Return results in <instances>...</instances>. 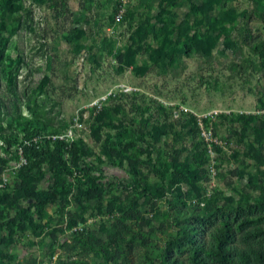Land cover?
Returning a JSON list of instances; mask_svg holds the SVG:
<instances>
[{
	"label": "rangeland",
	"instance_id": "obj_1",
	"mask_svg": "<svg viewBox=\"0 0 264 264\" xmlns=\"http://www.w3.org/2000/svg\"><path fill=\"white\" fill-rule=\"evenodd\" d=\"M122 3L0 0V264H264V0Z\"/></svg>",
	"mask_w": 264,
	"mask_h": 264
},
{
	"label": "trees",
	"instance_id": "obj_2",
	"mask_svg": "<svg viewBox=\"0 0 264 264\" xmlns=\"http://www.w3.org/2000/svg\"><path fill=\"white\" fill-rule=\"evenodd\" d=\"M27 141H30V140L25 139L21 145L23 152H24V156L27 160L25 164L20 166L22 170L26 168L32 169V164H34L35 166H39L41 163L45 161L48 162L47 164L50 165V169L55 174H57L59 170H62V163L65 162L63 160V152H64V147L66 145L64 141H61V139L57 138L56 140H50V142L46 146L32 144V141H30V143H27ZM70 152L72 154H75V150L70 149ZM2 170L3 169L0 168V172H2ZM51 194H52L51 198L55 199L54 194L53 193ZM37 196H40V195L37 194ZM29 200H32V195L29 196ZM182 235L187 240H191L192 239L191 229L189 228L184 229L182 232ZM176 245H178L177 240H172L169 243V246H176ZM231 251H232L231 248H226L223 246H220L218 249L212 250V251H209V249L206 250V252L215 253V259L218 262V264H236L235 260L230 256ZM162 261L164 262V264H174V262L168 260L167 257H164ZM242 263L249 264L248 260L245 257H242ZM191 264H204V261L203 259H200L199 257L195 256Z\"/></svg>",
	"mask_w": 264,
	"mask_h": 264
},
{
	"label": "built area",
	"instance_id": "obj_3",
	"mask_svg": "<svg viewBox=\"0 0 264 264\" xmlns=\"http://www.w3.org/2000/svg\"><path fill=\"white\" fill-rule=\"evenodd\" d=\"M124 3H122L119 7V11L117 13V19H122L125 15V11H126V1L127 0H123ZM214 118L215 116L211 115L210 118ZM198 125H199V128H200V132H201V136L204 138L205 140V145L206 147L208 148V150L210 151V153H214L215 151V145L218 144V139L217 137L213 134V131L210 127L206 126L203 122V119L202 118H199L198 119ZM27 143H30V141H27ZM19 157H18V162H19V165H23L27 162L25 156H24V152H23V149L22 147H19V151L17 152ZM210 171H211V174H212V177H217L218 176V170H217V166L212 164L210 165Z\"/></svg>",
	"mask_w": 264,
	"mask_h": 264
}]
</instances>
